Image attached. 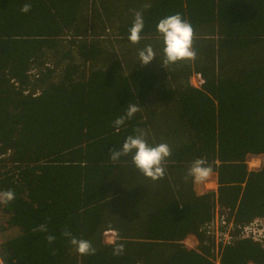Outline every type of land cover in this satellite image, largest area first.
<instances>
[{
  "label": "trees",
  "instance_id": "obj_1",
  "mask_svg": "<svg viewBox=\"0 0 264 264\" xmlns=\"http://www.w3.org/2000/svg\"><path fill=\"white\" fill-rule=\"evenodd\" d=\"M136 11L144 28L133 44ZM175 13L191 23L197 55L165 68L156 25ZM147 45L156 57L134 65ZM129 104L140 111L114 126ZM138 129L171 148L162 179L131 154L109 157ZM248 154L264 159V0H0V191L15 193L0 209L20 229L2 264H264V242L239 235L216 262L201 229L216 202L240 226L264 216V163L250 170ZM197 158L216 173L215 190L195 193L187 170ZM41 224L47 232L33 230ZM65 230L95 254L79 255Z\"/></svg>",
  "mask_w": 264,
  "mask_h": 264
},
{
  "label": "clouds",
  "instance_id": "obj_2",
  "mask_svg": "<svg viewBox=\"0 0 264 264\" xmlns=\"http://www.w3.org/2000/svg\"><path fill=\"white\" fill-rule=\"evenodd\" d=\"M144 7H149V5H145ZM31 10V3H25L22 5L20 11L22 13H27ZM144 28V18L142 15L141 11H136L134 13V20L129 28V36L128 39L131 43L137 44L141 40V32ZM156 31L159 34L160 38L162 39L163 42V54H164V60L161 63L163 67L166 68V65L168 64H173L178 61H194L196 58V51L193 48V39H194V29L189 21L186 19L182 18L181 14L175 13L168 15L164 18H161L157 25H156ZM139 59L138 61L142 65H147L149 62L153 60L154 57H156V54L151 47V45L145 46L142 50H139L138 52ZM193 72L190 76L189 82L193 86L199 87L203 82L204 78L201 74L202 77V82L200 85H194L191 81L192 76L194 75ZM141 106L137 104H129L126 112L124 115L116 118L113 121L114 126L119 127L124 124L126 119H131L135 113L140 111ZM145 133L142 130H137L136 135H129L126 137L124 140L121 148L119 150L112 149L110 150L109 157L112 160H118L121 156H127L131 154V159L132 163L134 166L146 177L152 179V180H158L162 179L165 176V167H164V162L168 157L171 155V148L167 143H159L155 145H150L146 139L144 138ZM249 155V154H248ZM253 155H261V159L264 163L263 155L262 154H253ZM246 162H247V156H246ZM262 163V164H263ZM261 162L259 161L258 164L254 163V168H250V164L248 165L247 162V167L250 170H257L261 166ZM212 168L211 166H206V161L203 158H197L195 159L190 167L187 170V176L191 177L193 180V188L195 193V183L202 182L206 180L210 174H211ZM216 177V173L213 172ZM217 184V182H216ZM217 186V185H216ZM154 187H151L153 189ZM209 190H215V189H209ZM208 191V190H206ZM204 191V192H206ZM203 193V192H201ZM197 193V194H201ZM15 199V193L12 190H6V191H0V204H7L10 201H13ZM221 206L216 202L213 206V216L209 221H213L211 224L213 226V233H206L209 237L215 236V225H217L218 218L214 215V213H219L221 215V218H224L223 216H228V211L225 208L226 214H222L221 212ZM230 220V216H228ZM255 218V217H254ZM253 218V219H254ZM258 218H264L258 217ZM225 219V218H224ZM230 220L231 224L233 222ZM209 221L205 222L208 223ZM225 225L227 228L228 227V221L225 219ZM203 223V225H205ZM261 223H258L260 225ZM237 225L240 224H235L234 221V232H237L239 234V228ZM232 226V225H230ZM256 226V227H257ZM34 231H41V232H47V225L46 224H41L38 226V228L33 229ZM206 230V226H205ZM219 230V228H217ZM112 231L113 236L112 238L108 241L109 244L112 246V254L115 256L122 255L124 252L125 245L123 242H121V238L118 234V232H115L113 229H107L103 232V235L106 234L107 232ZM63 235L69 239V243L74 246L75 251L81 255H94L96 252V249L92 246V243L88 240L85 239H78L75 236L71 234V232L65 230ZM194 236V235H193ZM235 236L232 239H234ZM252 238V237H250ZM253 239V238H252ZM46 240L48 241L49 244H51L54 240L55 237L52 235H47ZM224 244L229 243L226 240L224 241V238L221 237L220 239ZM255 240V239H254ZM258 240V239H256ZM260 241V240H258ZM264 242V241H260ZM5 243V241L3 242ZM2 243V244H3ZM184 243V242H183ZM185 244V243H184ZM194 248V247H191ZM2 264V262H0ZM252 264V263H248Z\"/></svg>",
  "mask_w": 264,
  "mask_h": 264
},
{
  "label": "rangeland",
  "instance_id": "obj_3",
  "mask_svg": "<svg viewBox=\"0 0 264 264\" xmlns=\"http://www.w3.org/2000/svg\"><path fill=\"white\" fill-rule=\"evenodd\" d=\"M156 42H154V45H156ZM133 57H135V58L133 59L132 62L134 63V65H136L137 63H135V62L138 61L139 56H138V54H134ZM46 63H48L49 67L55 68L54 63H52L51 61L47 60ZM121 65L124 67V69H127L126 68L127 64L124 60H123V62H121ZM58 69L59 68L57 67L56 70H58ZM261 157H262L261 155L260 156L259 155H253V154L247 155V162H248V165L250 164V168L251 167L254 168V163L258 164L259 161L261 162V165H262L263 161H262ZM152 183H154V182H150L149 184H152ZM216 185L217 184H216L215 174L213 172H211L210 176L206 180L199 182V183H197V182L195 183V186H196L195 190L197 193H201V192H204V191L209 190V189H216V187H217ZM0 206H2V204H0ZM221 212H222V214H226V215L228 213V211H226L227 213L225 212V208H223V207L221 208ZM228 216H230L229 213H228ZM228 216H223V217L229 222L227 225L230 226V225H232L230 220L232 221L233 215L230 216V220H229ZM233 227H234V225L229 227V228L226 227L227 235L229 236V240L231 238H233L235 235H239L237 232H234ZM263 228H264V221H263V224H260L257 226V229L259 230V232L255 233V236H257L258 240H260V241H264V229ZM19 233H20V229L18 227V224L12 223L11 220H8V214L0 209V248H2V243L4 241H6L7 239L15 238V236L17 237V235ZM112 236H113V232L109 231L106 234H104V240L109 241L112 238ZM217 236H220V234ZM220 237L225 238L224 235H221ZM183 242L185 243V245L187 247H197V239L193 235H188L183 240Z\"/></svg>",
  "mask_w": 264,
  "mask_h": 264
},
{
  "label": "built area",
  "instance_id": "obj_4",
  "mask_svg": "<svg viewBox=\"0 0 264 264\" xmlns=\"http://www.w3.org/2000/svg\"><path fill=\"white\" fill-rule=\"evenodd\" d=\"M191 81L194 85H200L201 82H202V77H201V74L200 73H194V75L192 76L191 78ZM221 221L224 222L225 219L224 218H221ZM263 221H264V218H258V217H255L254 219H252L251 221H249L248 223H245L244 225L240 226V225H237V227L239 228V236H242V237H252L253 239H258L257 236H255V233L256 232H259V230L257 229V224L258 223H261L263 224ZM213 223V221H209L208 223H205L204 227L206 226V230L205 232L208 234V233H213V228L211 229L210 228V225ZM225 223V222H224ZM210 224V225H209ZM234 225V222H232V226ZM228 227H231V226H228ZM264 229V228H263ZM215 237L217 239H221V235H224L225 238L228 236L226 235L227 233L225 232V234L219 229L217 230V227L215 225ZM220 236H217L219 235ZM229 237V236H228ZM225 238H224V241H225ZM231 240V239H230ZM229 239L226 241L229 242L230 241Z\"/></svg>",
  "mask_w": 264,
  "mask_h": 264
},
{
  "label": "bare ground",
  "instance_id": "obj_5",
  "mask_svg": "<svg viewBox=\"0 0 264 264\" xmlns=\"http://www.w3.org/2000/svg\"><path fill=\"white\" fill-rule=\"evenodd\" d=\"M151 36H152V35H151ZM214 215L218 218V221H217V225H216V227L219 228L224 234H225V232L227 233L226 225H225L224 222L221 221V215L218 214V213H214ZM209 225H210V224H209ZM210 228L212 229L213 226L210 225ZM201 229H202L203 231H205V227H204L203 224H202V226H201ZM188 235H192V234H187V235L185 236V238H186ZM226 235H227V234H226ZM185 238H184V239H185ZM184 239H183V240H184ZM225 239L228 240L229 237L227 236ZM183 240H182V242H183ZM210 240H211V243H212V246H211V248H210L211 254L214 256L213 258H214L217 262H219V256L216 255V254H218V253L220 252V249L222 248V246L224 245V243H223L221 240L217 239L215 236H211V237H210ZM197 243H198V240H197ZM2 249H3V248H0V250H2ZM217 258H218V259H217Z\"/></svg>",
  "mask_w": 264,
  "mask_h": 264
}]
</instances>
